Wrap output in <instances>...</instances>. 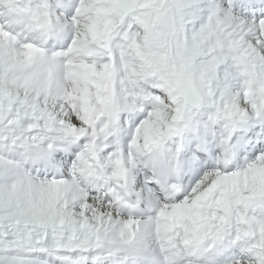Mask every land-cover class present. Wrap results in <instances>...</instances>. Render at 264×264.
I'll return each mask as SVG.
<instances>
[{"label": "snow or ice", "instance_id": "snow-or-ice-1", "mask_svg": "<svg viewBox=\"0 0 264 264\" xmlns=\"http://www.w3.org/2000/svg\"><path fill=\"white\" fill-rule=\"evenodd\" d=\"M0 264H264V0H0Z\"/></svg>", "mask_w": 264, "mask_h": 264}]
</instances>
